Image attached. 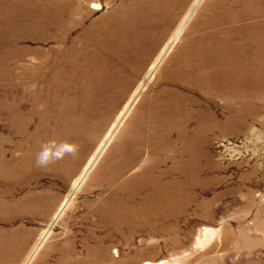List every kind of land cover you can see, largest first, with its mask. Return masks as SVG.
<instances>
[{"label": "rangeland", "instance_id": "374dc122", "mask_svg": "<svg viewBox=\"0 0 264 264\" xmlns=\"http://www.w3.org/2000/svg\"><path fill=\"white\" fill-rule=\"evenodd\" d=\"M0 264H264V0H0Z\"/></svg>", "mask_w": 264, "mask_h": 264}, {"label": "bare ground", "instance_id": "6f19581e", "mask_svg": "<svg viewBox=\"0 0 264 264\" xmlns=\"http://www.w3.org/2000/svg\"><path fill=\"white\" fill-rule=\"evenodd\" d=\"M81 3H85L86 0H80ZM190 6L186 7V12H190L192 9V13L195 12L198 8L199 5L195 6ZM148 12L152 13L153 10L148 8ZM202 14L205 17V19L210 22L212 29H221L220 27L216 26L213 22V18L210 14V12L207 9L202 10ZM249 24V19L246 17L244 18V25ZM222 30V29H221ZM211 44H215V40L209 41ZM123 49L119 51V63L115 65V67L112 69L109 75H107L104 80H103V88L100 90H94L90 94L93 96L92 101L99 105H102V110L103 109H110L112 110V103H114V98L116 92L120 90H124L126 88H129L130 82H131V72L133 71V68L131 67V64L134 63H152V70H154L157 67V59L160 57V54L153 52V51H148L144 48H133V47H128L125 46L126 43L123 42ZM84 46H80L72 51V54L79 52V50H84ZM214 49L212 47H203L202 41H198V43L194 46L193 51L191 52L190 56L192 57L193 61H198L199 59H202L204 57H208L214 53ZM105 57V54L103 55L102 58ZM89 60L84 61V64H89ZM65 66L62 67L63 70H66L71 73H75L79 68L80 65L79 63H68L65 62ZM130 73V75H129ZM74 77V76H73ZM77 77L75 76V79ZM107 89H110V91H106ZM147 105H144L142 110H145ZM132 118V117H131ZM131 118L126 120V123H129ZM124 159V157H123ZM123 163H126V160L123 161ZM129 165V162L127 164V167ZM68 170H70V167L66 166L63 167L60 172L65 173ZM85 177H81L77 183L73 184V187L75 190H78ZM61 212V209L56 212V215H58Z\"/></svg>", "mask_w": 264, "mask_h": 264}]
</instances>
